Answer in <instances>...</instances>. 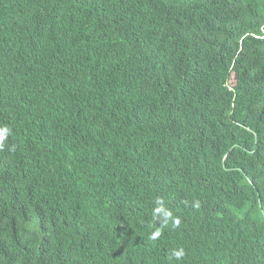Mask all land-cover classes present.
<instances>
[{
    "label": "trees",
    "instance_id": "trees-1",
    "mask_svg": "<svg viewBox=\"0 0 264 264\" xmlns=\"http://www.w3.org/2000/svg\"><path fill=\"white\" fill-rule=\"evenodd\" d=\"M5 128L0 264H264V0H0Z\"/></svg>",
    "mask_w": 264,
    "mask_h": 264
},
{
    "label": "clouds",
    "instance_id": "clouds-1",
    "mask_svg": "<svg viewBox=\"0 0 264 264\" xmlns=\"http://www.w3.org/2000/svg\"><path fill=\"white\" fill-rule=\"evenodd\" d=\"M8 129H0V148L3 147V141L6 139L7 133H8ZM156 203V207L153 210V216L154 218H159V217H163V223L161 225L160 228L155 229L154 231H152L149 234V239L150 240H156L160 237V235L162 234V229L164 226H167V224L169 223V221H171V223L173 224V226H178L179 225V219L173 217L172 212L167 210L164 206L162 201H160L159 199H157L155 201ZM184 256V251L183 249H179L176 250L174 249L172 251V257L176 260H180L182 257Z\"/></svg>",
    "mask_w": 264,
    "mask_h": 264
}]
</instances>
